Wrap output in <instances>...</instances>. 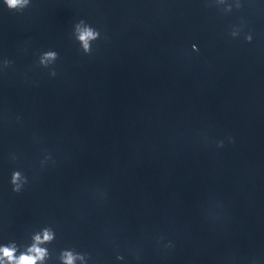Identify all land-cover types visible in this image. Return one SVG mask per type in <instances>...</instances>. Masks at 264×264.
I'll return each mask as SVG.
<instances>
[{
	"label": "water",
	"instance_id": "water-1",
	"mask_svg": "<svg viewBox=\"0 0 264 264\" xmlns=\"http://www.w3.org/2000/svg\"><path fill=\"white\" fill-rule=\"evenodd\" d=\"M109 1L167 62L264 148V0H242L243 6L230 13L208 0ZM242 21L241 35L230 37L232 26ZM247 32L251 43L243 38Z\"/></svg>",
	"mask_w": 264,
	"mask_h": 264
},
{
	"label": "clouds",
	"instance_id": "clouds-1",
	"mask_svg": "<svg viewBox=\"0 0 264 264\" xmlns=\"http://www.w3.org/2000/svg\"><path fill=\"white\" fill-rule=\"evenodd\" d=\"M210 4L216 6H223L222 11L230 13L235 7L237 10L242 5V0H208ZM4 4L10 10L21 11L30 4V0H4ZM245 27L243 21L239 25H233L229 36L237 38L243 32ZM73 37L79 43L83 53L91 54L92 42L100 38V31L86 22L84 19H79L73 25ZM246 42L251 43L253 36L251 32L244 33L243 36ZM192 49L198 51L197 45L193 44ZM59 59V54L55 50H46L40 53L38 57V65L43 68H50L49 75L56 76V70L54 63ZM12 64L9 59L2 61L3 68H7ZM19 119V118H18ZM230 142H233V138H228ZM224 141L217 142L218 147H223ZM13 161H16L18 157L13 154L11 156ZM49 160H52L51 153H46L44 158L40 161L41 166H45ZM54 163V161H53ZM10 184L12 185V191L20 193L24 190L25 186L29 183V177L24 174L20 169H15L11 173ZM56 239V232L50 225H45L39 230L33 231L30 235V243L20 245L15 240H10L7 243L0 244V264H49V261L53 258V253L49 250L47 245L51 244ZM162 240L163 237H160ZM172 242L169 241L164 247L171 248ZM124 255L117 252L116 260L123 261ZM136 259L140 257L137 254ZM58 264H89L92 260L91 254L88 252L77 251L74 247L62 248L59 250L56 256Z\"/></svg>",
	"mask_w": 264,
	"mask_h": 264
}]
</instances>
